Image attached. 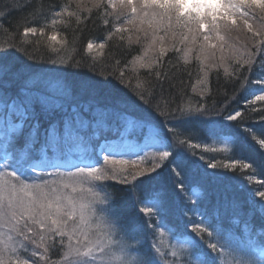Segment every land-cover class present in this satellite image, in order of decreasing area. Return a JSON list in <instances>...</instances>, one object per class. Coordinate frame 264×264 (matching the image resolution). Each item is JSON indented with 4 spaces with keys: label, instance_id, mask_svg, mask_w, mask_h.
<instances>
[{
    "label": "snow or ice",
    "instance_id": "obj_1",
    "mask_svg": "<svg viewBox=\"0 0 264 264\" xmlns=\"http://www.w3.org/2000/svg\"><path fill=\"white\" fill-rule=\"evenodd\" d=\"M92 4L96 9V18L112 36L118 35L129 45L144 46L143 55L134 57L130 62L133 72L138 68L144 69L157 82L173 81L176 74L187 70L194 59L199 66L197 85L201 86L198 93L201 101L195 104L190 99L181 102L167 99L162 92L161 99L157 100L152 81L138 78L136 88L142 90L137 91L136 95L140 104L163 118L167 134L152 119L137 115L135 109L119 103L103 108L88 104L86 110L93 114L91 124L98 129L94 137H99V129H107L109 120L124 126L119 144L100 145L106 152L103 156L105 166L128 163L110 160L109 155L116 148L128 147L131 143L128 135L139 131L145 141L141 150L152 149L144 151V159L151 160L152 165L131 174L132 181L146 174L149 181H154L150 174L155 173L156 177L167 176L173 187L179 185L181 191H185L184 168L188 156L180 151L183 146L195 150L201 143L224 140L231 142L234 151L240 152L243 149L241 136H248L260 150H264V108L256 107L257 102H264V73L255 78L240 74L241 81L247 82V86L241 82L248 97L245 109L260 114L256 128L245 126L241 129L246 111H227L215 105L210 108L203 97L209 73L215 72L218 76L222 69L224 76L232 79L246 65L254 67V58L264 57V0H92ZM79 6L78 0L77 8ZM48 11L52 15L44 18H50L51 24L32 26L31 22H26L22 25L24 42H29L28 37H36L48 43L52 52L60 54L55 59L48 58V64L79 67V62L70 63L73 59L70 54L63 55L76 49L69 41L58 36L55 27L62 23L67 26L64 17L75 18L76 23L80 24L81 12L73 10L70 4L56 5ZM33 15L39 17L42 12H34ZM234 33L247 34L243 47L233 40ZM104 48V43L94 44L91 40L86 44L88 52ZM17 50L27 52L19 45ZM169 51L177 53L174 60L169 61L176 73L170 69L160 71ZM5 55L6 49L0 47V87L18 82L23 98H10L6 104L3 94H0V264H264V247H235L217 230L209 231L191 220L188 221L193 224L190 233L201 237L200 240L189 233H181L183 239L178 246L162 248L164 232L158 235L156 232L160 224L156 223L153 228L152 223L143 219L153 216L163 219L167 211V192L158 182V186L143 195L138 184L132 185L133 194L140 197L134 203L140 205L138 214H142L134 218L135 222H129L114 209L110 211L111 205L103 209L108 213L107 217L98 216L94 205L106 204L108 196H102L93 182L112 180L129 184L130 181L128 175L121 174L123 168L118 171L115 167L96 166L99 159L93 161L91 149L81 135L89 127V121L83 119L81 111L75 106L64 117L63 141L56 135L57 125L49 128L48 135L56 146L54 158H49L46 150H42L39 158L25 149L17 154L12 133L24 126L33 105H40L44 114H52L74 99L75 92L73 86L62 78L28 74L26 67L7 62ZM260 66L264 68V59H260ZM124 76L125 73L120 72L121 81ZM171 86L176 87L174 83ZM79 87L82 93L93 89V85L86 80ZM193 91H197L195 85ZM182 92L180 89L177 94L181 95ZM5 107L18 120L9 124L7 132L3 128L2 116ZM233 127L241 131L233 132ZM37 128L38 125L32 126L30 137L36 136ZM185 136L187 140L182 138ZM76 141H79L81 148L79 155L71 149L63 152L58 147L61 143L67 145ZM204 151L209 149L205 148ZM192 155H196V152L193 151ZM200 159L204 160L205 157L201 156ZM132 163L133 167H137L136 162ZM256 167L252 159L243 156L228 158L223 164L206 161V168L213 172H204L203 176L210 178L217 174V169L242 173L246 180L258 185L252 195L258 197L260 208L264 210V160L259 162V177L251 172ZM61 168L66 170L59 171ZM48 169L57 171L49 172ZM228 204L234 211L238 208L235 201ZM41 216L49 221L48 230L39 221ZM205 242L207 249L216 256H210L205 251ZM53 256L58 258L52 259ZM226 256L231 259H226Z\"/></svg>",
    "mask_w": 264,
    "mask_h": 264
},
{
    "label": "trees",
    "instance_id": "obj_2",
    "mask_svg": "<svg viewBox=\"0 0 264 264\" xmlns=\"http://www.w3.org/2000/svg\"><path fill=\"white\" fill-rule=\"evenodd\" d=\"M71 8L81 12L82 22L77 24L75 18L64 17L65 24H60L55 27L58 36L65 41H69L70 45L75 47V52L63 53L64 56L71 55L73 59L70 63L75 64L79 62V67H67L64 65L53 66L46 61L48 58H57L58 53H54L50 50L49 44L39 41L36 37H28V43H25V38L22 36V25L26 22H31L32 26L51 24V19H45L44 16H51L48 9L50 7L60 5L64 3L69 4L68 0H50L46 2L44 0H0V47L6 49L7 55L4 59L7 62L18 64L22 67H26L28 74L32 75H52L62 78L66 83L70 84L74 88V99L66 103L77 106L80 110H86L88 104L99 105L101 107H112L119 103L121 106L128 107L129 109H135L136 114L139 116H145L152 119L161 126L167 134V128L163 127L165 121L162 117L156 115V113L150 111L147 106L141 105L137 98L136 84L138 78L151 80L154 87L153 91L157 94V100L161 99V92L167 99H175L176 102L182 100H191L193 104L201 101L200 87L197 85L196 77L198 75V62L192 60L191 64L187 67V70H182L176 74V78L173 81H155L153 76L144 69H138L133 72L130 67V62L134 57L139 56L141 48L138 44H127L126 40H121L120 37L112 36V34L106 29V27L99 22L96 18V9L93 7L92 0H81L79 8H77V2L70 1ZM90 9V11H88ZM34 12L41 13L39 17H34ZM128 34H125L127 37ZM75 38V40H74ZM92 41L94 44L104 43V49H93L92 52L86 50V44L88 41ZM74 41V43H73ZM17 45L23 49H27V52L18 51ZM53 46V45H52ZM59 48V45H55ZM102 53V54H101ZM177 53L169 51L164 57L163 64L160 71L170 69L172 73H176L174 68L170 67L169 61L174 60ZM33 57L29 59L28 57ZM260 59L255 58L253 61L254 67L249 68L247 65L245 68L240 69V73L234 74L232 79L226 78L223 74V70H219V75L215 72L209 73L207 89L203 92L204 102L208 107L215 105L217 108H226L227 111H233L241 109L246 111L245 105L247 104L248 97L244 94V90L241 87V82L247 86L246 81H241L240 74L255 78L264 73V68L260 66ZM235 67V65H233ZM183 69L184 66L181 65ZM95 69V70H93ZM119 69V70H117ZM120 72H124L125 76L123 81L120 79ZM191 73V74H189ZM88 81L93 85L91 92L82 93L80 90V84L82 81ZM175 84L176 87H172L171 84ZM130 85V87H126ZM197 87V91H193V86ZM20 84L18 82L12 83L11 86L4 85L0 87V90L4 93L8 89L10 93L19 94ZM182 89L181 95H178V91ZM1 93V94H3ZM6 96V95H4ZM5 98V97H3ZM140 105V107H136ZM34 106H36L34 108ZM257 108H264V102L257 103ZM38 104L33 105L31 110L35 109V114L38 113L41 119L46 118L44 114L37 109ZM87 112V113H86ZM86 115H90L89 111H84ZM42 115V116H40ZM260 122V114L247 112L244 122L241 124V128L245 126L253 125L255 128ZM174 123V122H169ZM195 123V122H193ZM236 122H233L235 124ZM192 125H185V127H191ZM236 128V127H233ZM170 135V134H168ZM183 139H188L186 136ZM191 142V141H189ZM187 146V145H186ZM192 156L195 160L204 156L203 162L210 161V155H202L197 149L192 150L188 148L186 152L193 153ZM213 156L220 157L219 153L212 154ZM245 159H252L257 167L251 169V172L257 173L259 168V162L264 160V150H260L259 146L255 144L250 138L246 139V143L243 144V149L238 153ZM232 156H235L233 154ZM230 155L231 158L232 157ZM225 159V160H226ZM223 164V162H218ZM213 171V170H212ZM217 174L207 180L205 178L204 189L205 196L203 203L201 204L202 215H212V222H216L217 230L219 233L225 236H233L237 230L236 226H231V223H227V217L236 214L241 216L244 220L252 218L253 221L262 226L263 223L257 215L254 216L253 203L256 201L252 192L254 189L249 190L251 183L243 177L240 172L233 173L231 171L225 172L222 169L216 170ZM201 174L199 167L193 161H188L184 168L185 182L189 183L193 180L198 181V177ZM130 181V180H129ZM131 182V181H130ZM163 186L167 192V211L163 214V220L168 223L172 230H182L184 222L190 218V209L186 206L185 196L178 194L172 184L161 183L155 178L154 181H149L147 178L141 180L138 184L141 195L150 191L153 187ZM103 190L108 196L107 205H111V208H115L121 211V214L129 222H135L134 218L138 214L137 206L139 204L134 203L140 197L133 194L132 184L124 185L117 184L115 182H105ZM136 184V183H135ZM180 187V186H179ZM235 201L238 208L231 211V207L228 202ZM257 202V201H256ZM260 204L259 202H257ZM255 203V205H257ZM139 208V207H138ZM193 217V211H191ZM146 220V217L143 218ZM147 221V220H146ZM212 226H215L212 224ZM214 229V227H212ZM179 233V231H178ZM207 239V236L205 237ZM260 244H264V235L258 239ZM216 256V255H214ZM213 256V257H214Z\"/></svg>",
    "mask_w": 264,
    "mask_h": 264
},
{
    "label": "rangeland",
    "instance_id": "obj_3",
    "mask_svg": "<svg viewBox=\"0 0 264 264\" xmlns=\"http://www.w3.org/2000/svg\"><path fill=\"white\" fill-rule=\"evenodd\" d=\"M75 1V0H74ZM80 2H81V0H79ZM88 1V0H87ZM71 3H73V2H71ZM117 26H120V25H117ZM245 35H247V34H239V33H234L233 34V40L234 41H238V44H239V46H241V47H243V45H244V36ZM54 47H56L55 45H53ZM138 46L141 48V52L139 53V56H142L143 55V51H144V46L142 45V44H138ZM194 60V59H193ZM130 67L132 68V64H130ZM139 69V68H138ZM137 69V70H138ZM132 70V69H131ZM136 70V71H137ZM5 85H7L8 86V84L6 83ZM144 147V143L142 144V145H140V146H138V145H133L132 143H130L129 144V146H128V151H129V153H125L124 155H122V157H126V156H132L133 158H131V157H129L128 159H126V158H122L121 160H124V161H128V163L126 164V165H112V166H116L117 168H118V171H119V169L120 168H123V173H122V175H128V179L130 180V181H132V176H131V174H133V173H135V172H138V171H140V170H142V169H148V168H150L151 167V165H152V161L151 160H146V159H144V151H152V149H149V148H145L144 149V151H142L141 150V148H143ZM118 153H120V152H118ZM130 154V155H129ZM101 158H103V156L104 155H102V154H100L99 155ZM147 161H149L151 164L146 168L145 166H143L142 164L143 163H145V162H147ZM132 162H136V165H137V167H133V163ZM152 174V173H151ZM147 177V174L146 175H144V176H140L139 178H138V180L137 181H139L140 179H143V178H146ZM97 182H99V181H94L93 182V185L95 186V183H97ZM134 182V181H133ZM95 189H96V187H95ZM97 190V189H96ZM151 219H155V216H153V217H151ZM155 221V223L153 224V228H155V225H156V223H159V220L158 219H155L154 220ZM163 232V230H160V227L156 230V232L157 233H159V232ZM167 238H168V236H167V234L164 232V237H163V239H162V245H166V241H167ZM173 246V245H172Z\"/></svg>",
    "mask_w": 264,
    "mask_h": 264
},
{
    "label": "bare ground",
    "instance_id": "obj_4",
    "mask_svg": "<svg viewBox=\"0 0 264 264\" xmlns=\"http://www.w3.org/2000/svg\"><path fill=\"white\" fill-rule=\"evenodd\" d=\"M44 1H46V2H49L50 0H44ZM65 4V3H64ZM41 112V111H40ZM40 116H42V115H40ZM57 117V116H56ZM42 118V117H41ZM207 144L208 143H201V145H200V147L197 149L198 150V152H200L202 155H210V157H209V159L210 160H212L213 162H216V163H218L219 162V158H216L215 156H213L211 153H210V151H204V149L205 148H207ZM121 149H123V151H122V153H126L127 152V147H121ZM188 149V147L185 145V146H183V148L182 149H180V151L182 152V153H184V154H187V156H188V161H193V162H195V164L200 168V172L203 174L204 172H209V173H211L212 171L211 170H209V169H207V168H205L204 166H203V160H195V159H193V157L192 156H194V155H192L191 153H189V152H186V150ZM193 150V149H192ZM130 155V154H129ZM152 176L154 177V178H156L157 180H159L161 183H166V184H171V182L168 180V178H167V176H162V177H156V175H155V173H152ZM212 178H213V176H211ZM207 180H209V178H206ZM186 182H185V180H184V184H185ZM179 186V185H178Z\"/></svg>",
    "mask_w": 264,
    "mask_h": 264
},
{
    "label": "clouds",
    "instance_id": "obj_5",
    "mask_svg": "<svg viewBox=\"0 0 264 264\" xmlns=\"http://www.w3.org/2000/svg\"><path fill=\"white\" fill-rule=\"evenodd\" d=\"M40 222H42L45 225V229L48 230L49 229V221L47 219H45L43 216L38 218ZM22 223V222H21ZM35 228H36V223H33V230L35 232Z\"/></svg>",
    "mask_w": 264,
    "mask_h": 264
}]
</instances>
